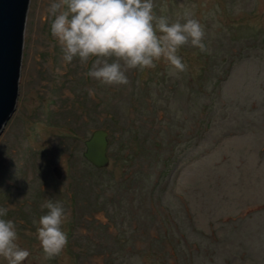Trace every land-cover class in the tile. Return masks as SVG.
<instances>
[{
	"label": "rangeland",
	"instance_id": "1",
	"mask_svg": "<svg viewBox=\"0 0 264 264\" xmlns=\"http://www.w3.org/2000/svg\"><path fill=\"white\" fill-rule=\"evenodd\" d=\"M53 2H30L17 111L0 137V207L30 252L22 264H264V0H154L170 22L191 11L206 50L189 43L186 71L169 75L162 59L119 86L86 75L94 58L64 61ZM99 129L104 169L84 156ZM48 199L70 217L50 259L33 223Z\"/></svg>",
	"mask_w": 264,
	"mask_h": 264
},
{
	"label": "clouds",
	"instance_id": "2",
	"mask_svg": "<svg viewBox=\"0 0 264 264\" xmlns=\"http://www.w3.org/2000/svg\"><path fill=\"white\" fill-rule=\"evenodd\" d=\"M48 11L54 17L51 34L62 46L64 61L78 58L86 64L94 58L86 75L102 85H127L129 69L155 68L162 59L169 75L184 72L187 65L179 49L190 43L206 50L205 29L191 11L184 12V23L170 22L166 15L156 14L154 0H55ZM42 207L46 214L33 223H38L37 239L50 259L68 246L65 225L70 217L58 200L48 199ZM7 212L0 207V257L7 264H22L30 252L20 247L15 223L3 218Z\"/></svg>",
	"mask_w": 264,
	"mask_h": 264
},
{
	"label": "water",
	"instance_id": "3",
	"mask_svg": "<svg viewBox=\"0 0 264 264\" xmlns=\"http://www.w3.org/2000/svg\"><path fill=\"white\" fill-rule=\"evenodd\" d=\"M31 0H0V137L17 111L21 76L24 35ZM85 158L95 167L110 165L109 133L104 129L93 132L85 142ZM61 175V170L56 169Z\"/></svg>",
	"mask_w": 264,
	"mask_h": 264
},
{
	"label": "trees",
	"instance_id": "4",
	"mask_svg": "<svg viewBox=\"0 0 264 264\" xmlns=\"http://www.w3.org/2000/svg\"><path fill=\"white\" fill-rule=\"evenodd\" d=\"M155 260H156L157 263H160V264H166V263H161V261H160L161 259H158V260H157V259L155 258ZM123 263H124V262H123Z\"/></svg>",
	"mask_w": 264,
	"mask_h": 264
},
{
	"label": "bare ground",
	"instance_id": "5",
	"mask_svg": "<svg viewBox=\"0 0 264 264\" xmlns=\"http://www.w3.org/2000/svg\"><path fill=\"white\" fill-rule=\"evenodd\" d=\"M22 58H23V56H22ZM111 161V160H110ZM92 164V163H91ZM130 211V210H129Z\"/></svg>",
	"mask_w": 264,
	"mask_h": 264
}]
</instances>
